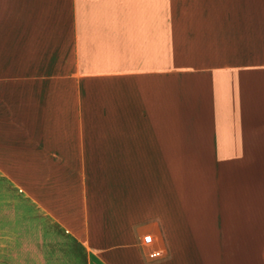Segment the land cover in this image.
I'll return each mask as SVG.
<instances>
[{
	"label": "crops",
	"instance_id": "obj_1",
	"mask_svg": "<svg viewBox=\"0 0 264 264\" xmlns=\"http://www.w3.org/2000/svg\"><path fill=\"white\" fill-rule=\"evenodd\" d=\"M14 8L0 264H264V0Z\"/></svg>",
	"mask_w": 264,
	"mask_h": 264
},
{
	"label": "rangeland",
	"instance_id": "obj_2",
	"mask_svg": "<svg viewBox=\"0 0 264 264\" xmlns=\"http://www.w3.org/2000/svg\"><path fill=\"white\" fill-rule=\"evenodd\" d=\"M19 0H0V76L3 77L4 68H13V72L9 73L10 77L17 73L20 65L29 66L31 57L19 53V21L18 7ZM25 26V21H23ZM25 34V30H23ZM43 68V66H42ZM33 69V68H32ZM48 74H51L47 72ZM27 76H34V71H27Z\"/></svg>",
	"mask_w": 264,
	"mask_h": 264
},
{
	"label": "built area",
	"instance_id": "obj_3",
	"mask_svg": "<svg viewBox=\"0 0 264 264\" xmlns=\"http://www.w3.org/2000/svg\"><path fill=\"white\" fill-rule=\"evenodd\" d=\"M143 242L146 246H149L151 247L153 242H154V239L152 237L151 234H146L143 238ZM164 254L163 250L161 249H150L149 251V256L150 257H158V256H162Z\"/></svg>",
	"mask_w": 264,
	"mask_h": 264
}]
</instances>
